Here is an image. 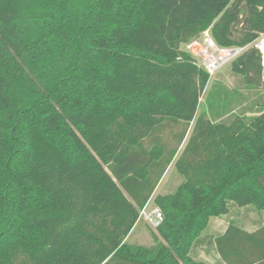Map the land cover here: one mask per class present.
Wrapping results in <instances>:
<instances>
[{
  "label": "trees",
  "instance_id": "trees-1",
  "mask_svg": "<svg viewBox=\"0 0 264 264\" xmlns=\"http://www.w3.org/2000/svg\"><path fill=\"white\" fill-rule=\"evenodd\" d=\"M209 27L249 44L264 0H0V264H264V225L206 231L264 210V105L233 114L215 82L201 108L211 76L181 48ZM232 70L263 86L257 48ZM175 159L154 244L128 241Z\"/></svg>",
  "mask_w": 264,
  "mask_h": 264
},
{
  "label": "rangeland",
  "instance_id": "rangeland-1",
  "mask_svg": "<svg viewBox=\"0 0 264 264\" xmlns=\"http://www.w3.org/2000/svg\"><path fill=\"white\" fill-rule=\"evenodd\" d=\"M220 82L224 86V91H222V97L224 101L227 100L234 105L236 114L241 112L244 108H252L255 112H249L248 115H252L259 111L264 105V85L259 88L248 89L245 86L242 78L233 73L232 63L226 65L217 74L210 78L207 85V89L203 96L201 97V108L207 102V97L209 95L210 89L213 88V83ZM216 85V84H215ZM219 85V84H218ZM215 87V86H214ZM217 98V97H216ZM195 122H192L185 143L180 147L176 159L181 155L187 141L192 133ZM183 127L180 125L179 130L181 131ZM163 140L165 143L174 147L175 142L169 131H164ZM177 140V139H175ZM169 166L166 171L165 181L158 187L157 194H168L176 190L177 186L184 180V177L177 171L175 161ZM157 206L154 199L150 202L149 207ZM236 220L238 224L246 228L247 230H254L262 225H264V210L259 211L258 209L246 208V207H233L230 212L221 217H213L210 221V225L207 228V233L211 235H218L226 230L230 221ZM157 231V228L148 224L143 218L140 219L137 228L132 232L128 241L133 243H139L144 245L154 244L153 232ZM194 258L198 261H203L206 264H224L220 260L216 251L213 248H206L205 246L197 249L194 254Z\"/></svg>",
  "mask_w": 264,
  "mask_h": 264
},
{
  "label": "built area",
  "instance_id": "built-area-1",
  "mask_svg": "<svg viewBox=\"0 0 264 264\" xmlns=\"http://www.w3.org/2000/svg\"><path fill=\"white\" fill-rule=\"evenodd\" d=\"M251 47L257 48L261 55L262 81L264 85V32L255 41L246 45H222L214 38L211 27H209L200 35L181 46L183 50L190 53L195 63L206 70L211 77L226 65L235 61ZM141 218L151 226L157 228L163 222L164 215L158 206L149 207L146 205L140 211Z\"/></svg>",
  "mask_w": 264,
  "mask_h": 264
},
{
  "label": "crops",
  "instance_id": "crops-1",
  "mask_svg": "<svg viewBox=\"0 0 264 264\" xmlns=\"http://www.w3.org/2000/svg\"><path fill=\"white\" fill-rule=\"evenodd\" d=\"M187 137V136H186ZM186 139V138H185ZM185 143V140H184V142H183V144ZM182 144V145H183ZM173 163V162H172ZM172 165V164H171ZM168 170V169H167ZM165 175H166V173L164 174V176H163V178L161 179V181H160V183H159V185H158V187L162 184V183H164V182H167V181H165ZM158 187H157V189L155 190V192H154V194H153V196H152V198H151V200L148 202V206H149V204H150V202L154 199V197L156 196V194H157V191H158ZM138 223L139 222H137V224L135 225V227L133 228V230L131 231V233L129 234V236H128V238L130 237V235L132 234V232L137 228V226H138ZM127 238V239H128ZM202 248V247H201ZM225 264V263H224Z\"/></svg>",
  "mask_w": 264,
  "mask_h": 264
}]
</instances>
